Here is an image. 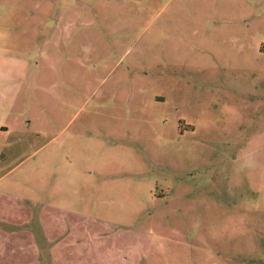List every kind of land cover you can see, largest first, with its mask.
Segmentation results:
<instances>
[{
    "label": "rangeland",
    "instance_id": "obj_1",
    "mask_svg": "<svg viewBox=\"0 0 264 264\" xmlns=\"http://www.w3.org/2000/svg\"><path fill=\"white\" fill-rule=\"evenodd\" d=\"M49 150L140 170L70 263L264 264V0H0V172Z\"/></svg>",
    "mask_w": 264,
    "mask_h": 264
},
{
    "label": "crops",
    "instance_id": "obj_2",
    "mask_svg": "<svg viewBox=\"0 0 264 264\" xmlns=\"http://www.w3.org/2000/svg\"><path fill=\"white\" fill-rule=\"evenodd\" d=\"M31 157L0 172V264H72L73 249L93 252L82 248V237L101 231L113 212L109 205L140 195L134 163L94 171L61 164L52 150L27 161ZM95 251L100 254L98 245Z\"/></svg>",
    "mask_w": 264,
    "mask_h": 264
}]
</instances>
